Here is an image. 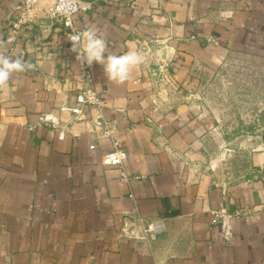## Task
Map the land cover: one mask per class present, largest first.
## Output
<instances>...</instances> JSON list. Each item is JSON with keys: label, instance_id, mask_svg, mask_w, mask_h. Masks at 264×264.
<instances>
[{"label": "crops", "instance_id": "0c3cea01", "mask_svg": "<svg viewBox=\"0 0 264 264\" xmlns=\"http://www.w3.org/2000/svg\"><path fill=\"white\" fill-rule=\"evenodd\" d=\"M21 2L0 0V51L33 66L0 87V264H264V151L245 154L233 175L210 169L221 140L184 100L229 53L264 49V0H99L76 18L105 38V57L143 56L123 83L92 69L130 183L104 165L111 140L92 132L90 112L63 140L29 129L75 102L79 63L62 22L13 29ZM161 66L181 88L176 98L161 90ZM222 209L234 213L230 244L214 215ZM139 219L165 228L149 243L122 237Z\"/></svg>", "mask_w": 264, "mask_h": 264}, {"label": "rangeland", "instance_id": "374dc122", "mask_svg": "<svg viewBox=\"0 0 264 264\" xmlns=\"http://www.w3.org/2000/svg\"><path fill=\"white\" fill-rule=\"evenodd\" d=\"M158 56L153 55L150 60ZM171 77L170 81L162 79L161 90L176 98L181 88H176L173 74ZM187 89L184 100L196 107L206 123L208 137L221 140V151L208 148L210 169L233 175L244 169L245 154L264 151L263 48L251 46L229 53L218 67Z\"/></svg>", "mask_w": 264, "mask_h": 264}, {"label": "built area", "instance_id": "2783aa9c", "mask_svg": "<svg viewBox=\"0 0 264 264\" xmlns=\"http://www.w3.org/2000/svg\"><path fill=\"white\" fill-rule=\"evenodd\" d=\"M75 7L76 11H71ZM63 9L58 11L57 9ZM94 8V3L75 0V3H70L68 0H22L16 8V17L12 22V27L15 31L22 29L24 26L32 24L42 17L51 20L62 22L64 32L69 40V50L76 57L78 53L72 51V42L70 36L83 32L87 29H81L76 24V18L79 15H84ZM83 48H81V52ZM79 63L77 70V81L79 82V92L75 102L70 103L68 100L63 101L60 114L42 113L36 121L29 126V129L35 130L38 127H48L53 130L58 139H65L69 132L71 123L83 121L87 113L93 116L92 132L99 138H108L111 140V148L103 155V163L106 166L116 167L119 169V180L121 183H130L134 177L127 170V153L123 148L121 141L117 138L116 128L109 121L104 113V93L94 89V73L93 63ZM163 78L170 81V74L167 67L161 66ZM63 115H67L64 119ZM214 215L220 225L221 234L224 241L228 244L234 241V230L232 221L234 213L226 209L214 212ZM164 223L146 222L139 219V223L132 224L129 227L122 229L121 236L126 239L151 242L155 241L157 235L164 230Z\"/></svg>", "mask_w": 264, "mask_h": 264}, {"label": "clouds", "instance_id": "9594fccd", "mask_svg": "<svg viewBox=\"0 0 264 264\" xmlns=\"http://www.w3.org/2000/svg\"><path fill=\"white\" fill-rule=\"evenodd\" d=\"M75 3V0H68ZM58 11L63 9L58 8ZM75 7L71 11H76ZM72 42V51L78 53L77 59L83 64L91 65L93 62L103 66L107 79L116 83H123L131 78L132 70L143 62V56L137 51H129L123 55H113L107 52V43L105 38L97 34V30L89 28L83 32L70 36ZM0 47L3 43L0 42ZM81 48L83 51L81 52ZM33 66L24 61L23 57L17 56L13 59L0 51V87L8 84L14 73H23Z\"/></svg>", "mask_w": 264, "mask_h": 264}, {"label": "water", "instance_id": "95a60500", "mask_svg": "<svg viewBox=\"0 0 264 264\" xmlns=\"http://www.w3.org/2000/svg\"><path fill=\"white\" fill-rule=\"evenodd\" d=\"M81 1H84V2H91V3H96V2L99 1V0H81Z\"/></svg>", "mask_w": 264, "mask_h": 264}]
</instances>
